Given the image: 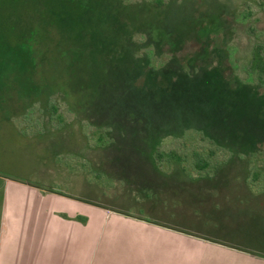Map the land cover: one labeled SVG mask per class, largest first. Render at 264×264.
I'll return each instance as SVG.
<instances>
[{
    "label": "rangeland",
    "instance_id": "obj_1",
    "mask_svg": "<svg viewBox=\"0 0 264 264\" xmlns=\"http://www.w3.org/2000/svg\"><path fill=\"white\" fill-rule=\"evenodd\" d=\"M256 50L264 0H0V231L63 193L95 207V256L179 263L200 236L263 254ZM182 141L209 171L173 159Z\"/></svg>",
    "mask_w": 264,
    "mask_h": 264
},
{
    "label": "crops",
    "instance_id": "obj_2",
    "mask_svg": "<svg viewBox=\"0 0 264 264\" xmlns=\"http://www.w3.org/2000/svg\"><path fill=\"white\" fill-rule=\"evenodd\" d=\"M255 184L256 176L251 178ZM249 182V179L247 178ZM259 183V182H258ZM255 197L254 191L247 195ZM262 194H259V196ZM45 207H33L16 211L14 207L6 209L10 217L20 216L0 231V264H138L137 259L124 257L95 256L94 229L90 216L94 215V206L67 196L53 194L44 197ZM260 199L264 200V194ZM11 201H9V200ZM13 204L14 199H7ZM25 200V199H24ZM20 201V200H19ZM16 204H19L16 201ZM32 204V203H31ZM51 208L48 209V205ZM53 205V206H52ZM54 207H56L54 209ZM57 212H68V215L83 216L87 222L72 220L68 225L65 218ZM70 213V214H69ZM90 215V216H89ZM11 221V220H10ZM93 221V220H92ZM201 242V243H200ZM208 254L184 255L177 264H264L263 254H251L232 244L199 238ZM166 262V264H175Z\"/></svg>",
    "mask_w": 264,
    "mask_h": 264
},
{
    "label": "trees",
    "instance_id": "obj_3",
    "mask_svg": "<svg viewBox=\"0 0 264 264\" xmlns=\"http://www.w3.org/2000/svg\"><path fill=\"white\" fill-rule=\"evenodd\" d=\"M253 69L257 70V71H261L264 73V54L263 52H261L260 50H256L253 54V60L251 63ZM98 139L99 142L102 144H105V140H106V130H104L103 128L98 129ZM201 138H205L202 135H200ZM195 139V138H194ZM206 141H208L206 138L204 139ZM208 142H210V156L211 154L215 155L216 154V149L214 148V142L212 140H209ZM179 144L181 145L182 148L180 147H175L173 149H171L170 153L173 155V159H175L177 162L181 163L180 165H183L184 168L187 169V164H185V162L190 160V154L189 153H193V162H194V166L195 168H197L198 170H205L208 168H211L213 160L211 159L210 156L206 157L203 153L199 152V148L197 147H202L203 150H206L207 148L203 145H193L190 148H187L188 146H190L189 141L187 142H179ZM168 151H165V155H167ZM154 160L156 161V164L159 161H162L163 159L165 160L166 157H163L162 154H160L158 151H154ZM80 219H86L83 216H79Z\"/></svg>",
    "mask_w": 264,
    "mask_h": 264
}]
</instances>
